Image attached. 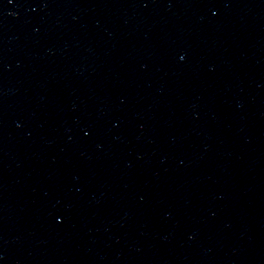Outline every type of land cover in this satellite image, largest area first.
<instances>
[{
    "label": "water",
    "instance_id": "1",
    "mask_svg": "<svg viewBox=\"0 0 264 264\" xmlns=\"http://www.w3.org/2000/svg\"><path fill=\"white\" fill-rule=\"evenodd\" d=\"M0 264H264V0H0Z\"/></svg>",
    "mask_w": 264,
    "mask_h": 264
}]
</instances>
